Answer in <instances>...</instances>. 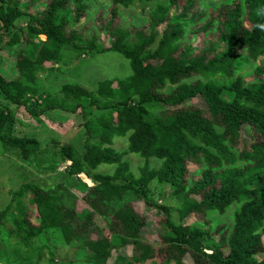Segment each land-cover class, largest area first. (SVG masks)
<instances>
[{"label":"trees","instance_id":"obj_1","mask_svg":"<svg viewBox=\"0 0 264 264\" xmlns=\"http://www.w3.org/2000/svg\"><path fill=\"white\" fill-rule=\"evenodd\" d=\"M0 1L1 22L6 28L14 27L24 12L15 0ZM183 1L181 5L180 0H111V19L102 17L107 20L102 26L110 30L112 42L108 48L102 45L101 52H117L128 59L131 76L117 91L107 81L95 91L69 83L35 100L28 95L40 92L39 71L48 62H60L63 47L89 53L98 46L95 40L80 46L85 35L74 27L89 10L88 0H50L43 4L44 11L31 16L27 45L37 35L46 36L47 42L36 59L23 50L17 54L19 77L7 81L0 74L1 91L34 118L55 109L74 113L81 109L86 115L96 106L102 112L85 123L83 155L70 144L59 151L71 163L68 170L72 175L85 174L96 180L85 197L91 210L78 214L61 201L57 191L32 183L22 185L13 193L14 201L30 194L40 217L38 224L28 219L20 224L31 226L27 237L59 228L68 242L85 241L95 261L132 245L141 264L148 260L150 264H186V256L194 264H264L258 256L263 252L264 237V0H228L215 8L201 0ZM135 2L153 6L147 12L150 31L126 28L115 21L120 7L129 8ZM178 6L180 12L173 13L172 8ZM159 26H164L162 33ZM194 33L206 37L198 53L187 38ZM210 34L215 40L209 39ZM19 42L14 37L9 46ZM219 43L226 45L221 53ZM260 58L252 71L255 79L246 82L240 75L244 65ZM196 76L194 82L183 83ZM170 85L177 86L169 89ZM100 97L116 101L103 104ZM196 97L203 99L205 108L184 106ZM150 107L160 108L152 120ZM16 123L9 107L0 108V141L5 150H18L37 167H46L51 161L48 152L35 137L13 136ZM244 130L252 139L248 146L242 144ZM116 137H128V151H115L111 145ZM127 152L145 159L139 176L124 161ZM152 158L162 162L159 168L149 167ZM101 165H115L116 170L112 175L97 173ZM155 180L168 184L171 196L182 198L178 222L170 205L158 204L150 196ZM128 192L164 212L162 226L169 231L161 235L159 247L141 238L147 221L132 205L116 208L115 202ZM235 204L239 207L232 226L212 228L208 220L200 225L185 222L192 215L223 214ZM12 211L8 206L0 212L2 226L7 225L9 215L18 223ZM98 217L106 221V233L99 229L94 239Z\"/></svg>","mask_w":264,"mask_h":264},{"label":"rangeland","instance_id":"obj_2","mask_svg":"<svg viewBox=\"0 0 264 264\" xmlns=\"http://www.w3.org/2000/svg\"><path fill=\"white\" fill-rule=\"evenodd\" d=\"M49 1L15 0V2L19 3L24 15L11 28L4 27L0 20V74L7 81L15 80L19 77L20 71L17 66V54L19 52L23 50L29 57L36 59L42 46L47 42L46 36L37 35L27 45L25 38L30 34L28 29L31 24V16L44 11L45 7L43 4ZM88 1L90 8L85 17L80 20V23L71 26H74L85 35L83 41L79 43L80 46L86 47L87 42L95 40L98 49L89 53L87 51L79 53L71 47H63L60 62H48L46 63V68L39 71L38 84L40 92L37 95L30 93L28 95L30 98L35 100L45 96L47 92H57L63 85L69 83L81 84L89 90L95 91L101 82L107 81L117 91L120 89L121 83L133 73L130 61L121 54L113 51L101 52L102 45L108 48L112 42L110 30H105V27L102 26L104 22L111 19L110 9L113 5L111 0ZM227 1L201 0V4L215 8ZM180 4L183 5L184 1L180 0ZM152 7L150 4L141 2H135L129 8L120 7V14L115 18V21L126 28L136 26L137 28L150 31L147 12ZM181 9V6L173 7L172 12L179 13ZM102 17L107 18V20ZM163 30L164 26L158 27L160 33ZM203 34L206 35L205 33ZM204 35L194 33L189 34L187 37L190 39V44L194 48L195 53H198L205 46L206 37ZM14 37L19 38L20 42L14 46H9V42ZM209 39L215 40V37L210 34ZM225 49L226 45L219 43L218 52L221 53ZM259 60L261 58L258 59V62L244 65L245 67L240 75L244 76L246 82L255 79L252 71L260 64L261 61ZM197 78L198 76L186 79L183 83H192ZM176 86L170 85L169 89L176 88ZM115 101L116 98L100 97V102L103 104ZM184 106L206 107L201 97L189 99ZM5 107H9L16 117L17 123L13 136L37 138L48 152L47 156L51 161L45 165L46 167L39 168L32 160L24 159L18 150H5L0 141V212L11 206L12 212H15L16 216H18V223H15L9 215L6 217V220H8L7 225L2 226L0 224V264H130V262L141 264L134 257L132 245L120 247V249L114 250L107 259L95 261L93 258L94 253L85 241L76 239L70 243L59 228H50L35 238H29L26 233L32 229L31 226L20 225L24 219H28L34 224L40 222L37 207L30 202V194L14 201L13 193L27 183L38 185L45 190L57 191L61 201H64L67 206L74 208L78 214H84L86 211L91 210L85 197L89 193L88 188L94 186L96 180L85 174H80V176L72 175L68 170L71 163L62 159L59 156V151L64 144H70L77 149L80 155H83V144L87 137L85 123L88 119L98 117L102 110L92 106L85 115L81 109L75 113L55 109L47 110L40 117L34 118L27 108L13 104L0 89V108L4 109ZM159 111V107H150V119L156 118ZM251 142L250 133H248V130H244L242 133L243 146H248ZM128 145V137H116L111 146L115 151L122 153L128 151ZM124 161L129 163L130 170L134 176H139L140 168L146 165L144 158L129 152L126 153ZM161 163L160 160L152 158L149 160L148 165L150 168H159ZM51 165H54L55 169L49 167ZM193 166V164H190L191 170ZM115 170V165H101L97 169V173L112 175ZM168 188V184L162 185L155 180L150 185V196L158 204L170 205L173 219L178 222L177 210L181 207L182 198L171 196ZM125 204L132 205L147 221L146 226L141 231L143 241L159 247L162 243L161 235L169 231L162 226V221L165 218L164 212L157 206H149L143 199L138 198L134 192H128L122 199L115 202L116 208H120ZM238 207V204H235L225 213L215 212L207 218L192 215L185 222H196L197 225H200L208 220L212 228H217V226L222 224L232 226L234 224V213ZM95 226L91 236L94 239L97 238L99 229L101 231L106 230L107 224L103 218L98 217L95 219ZM114 241L117 242L118 240L115 238ZM258 256L260 259H264V237L263 252ZM184 261L186 264H194L190 256H186ZM150 263L151 261L148 260L143 264Z\"/></svg>","mask_w":264,"mask_h":264}]
</instances>
